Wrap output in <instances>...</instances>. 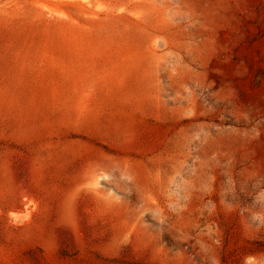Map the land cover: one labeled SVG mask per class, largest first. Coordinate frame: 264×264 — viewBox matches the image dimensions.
I'll return each instance as SVG.
<instances>
[{
    "label": "rangeland",
    "instance_id": "obj_1",
    "mask_svg": "<svg viewBox=\"0 0 264 264\" xmlns=\"http://www.w3.org/2000/svg\"><path fill=\"white\" fill-rule=\"evenodd\" d=\"M0 264H264V0H0Z\"/></svg>",
    "mask_w": 264,
    "mask_h": 264
}]
</instances>
